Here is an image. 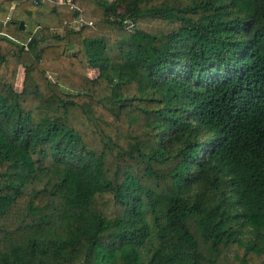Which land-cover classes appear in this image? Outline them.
Listing matches in <instances>:
<instances>
[{
  "label": "trees",
  "instance_id": "16d2710c",
  "mask_svg": "<svg viewBox=\"0 0 264 264\" xmlns=\"http://www.w3.org/2000/svg\"><path fill=\"white\" fill-rule=\"evenodd\" d=\"M75 2L0 0V264H264V0Z\"/></svg>",
  "mask_w": 264,
  "mask_h": 264
},
{
  "label": "built area",
  "instance_id": "2783aa9c",
  "mask_svg": "<svg viewBox=\"0 0 264 264\" xmlns=\"http://www.w3.org/2000/svg\"><path fill=\"white\" fill-rule=\"evenodd\" d=\"M35 3L38 2H45V1H51L56 4H64L69 6L71 10H73L75 13L73 14L71 19H65L64 24H66L70 29L78 30L84 25H93L92 20H87L84 15V9L80 7L75 0H34Z\"/></svg>",
  "mask_w": 264,
  "mask_h": 264
},
{
  "label": "rangeland",
  "instance_id": "374dc122",
  "mask_svg": "<svg viewBox=\"0 0 264 264\" xmlns=\"http://www.w3.org/2000/svg\"><path fill=\"white\" fill-rule=\"evenodd\" d=\"M11 10H13V6L11 8ZM45 33L48 35V36H51L53 35L54 33H59V34H64V32L66 31L64 27H60V28H45ZM69 42L72 44V49L77 51L78 49V46H77V42H78V39H77V35L76 34H69ZM9 58H11L12 60H17V56H15L14 54H11V56H9ZM89 73L91 76H94L95 75V71L93 69H89ZM51 77H55L53 74H51ZM20 79V78H19ZM22 80L20 79L19 81V86L21 88L22 86Z\"/></svg>",
  "mask_w": 264,
  "mask_h": 264
},
{
  "label": "water",
  "instance_id": "95a60500",
  "mask_svg": "<svg viewBox=\"0 0 264 264\" xmlns=\"http://www.w3.org/2000/svg\"><path fill=\"white\" fill-rule=\"evenodd\" d=\"M21 25L23 26V21H21Z\"/></svg>",
  "mask_w": 264,
  "mask_h": 264
},
{
  "label": "crops",
  "instance_id": "0c3cea01",
  "mask_svg": "<svg viewBox=\"0 0 264 264\" xmlns=\"http://www.w3.org/2000/svg\"><path fill=\"white\" fill-rule=\"evenodd\" d=\"M14 7V6H13Z\"/></svg>",
  "mask_w": 264,
  "mask_h": 264
}]
</instances>
